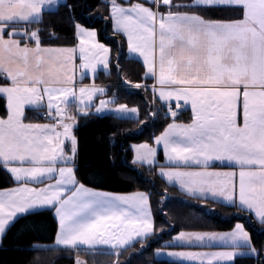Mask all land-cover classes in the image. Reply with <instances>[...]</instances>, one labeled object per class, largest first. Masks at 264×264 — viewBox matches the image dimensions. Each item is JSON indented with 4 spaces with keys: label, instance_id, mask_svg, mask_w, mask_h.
Returning a JSON list of instances; mask_svg holds the SVG:
<instances>
[{
    "label": "snow or ice",
    "instance_id": "obj_1",
    "mask_svg": "<svg viewBox=\"0 0 264 264\" xmlns=\"http://www.w3.org/2000/svg\"><path fill=\"white\" fill-rule=\"evenodd\" d=\"M48 6L69 7L59 0H0V172L17 185L0 191V242L19 216L54 209L56 246L95 252L106 245L118 256L132 241L144 247L155 235L150 195L97 192L80 183L77 117L66 111L75 101L87 115L85 101L104 94L94 85L76 89L77 50L79 68L91 73L98 63L110 69V50L79 24L78 49L42 46L41 30L32 25L43 23ZM107 7L114 33L126 37L129 53L143 59L145 79L155 81L153 102L158 95L173 121L176 109L191 107L190 122L169 123L154 138L167 161L157 175L193 198L238 206L264 224V0H110ZM213 12L232 15L216 18ZM111 103L100 100L96 112ZM26 109L45 113L39 118L48 122H26ZM115 111L137 113L125 105ZM134 153V163L154 165L157 148L145 143ZM205 242H224L233 251L167 255L201 264L259 256L240 223L227 233L181 231L169 246Z\"/></svg>",
    "mask_w": 264,
    "mask_h": 264
},
{
    "label": "trees",
    "instance_id": "obj_2",
    "mask_svg": "<svg viewBox=\"0 0 264 264\" xmlns=\"http://www.w3.org/2000/svg\"><path fill=\"white\" fill-rule=\"evenodd\" d=\"M109 3L110 0H66L64 4L69 7L44 12L43 23H33L32 28L41 30L42 46L69 47L76 44L75 26L79 24L95 30L98 41L109 48V73L99 72L94 83L106 86L105 96L112 98L114 104L135 107L138 117L97 116L91 110L87 115H79L74 110L77 117L74 136L78 141L75 174L80 183L94 190L116 194L148 193L155 235L146 241V246L142 247L137 242L120 250L118 256L101 250H64L53 246L56 222L52 209L17 218L0 242V264H75L78 259L85 264H181L158 259L155 252L175 249L169 244L181 231L227 232L237 223L249 232L259 256L237 257L233 264H264V224H260L248 212L239 210L238 206L205 203L183 194L157 175L156 166L132 163V146L145 143L152 146L154 138L173 119L170 115L166 117L167 108H162L156 96V102H153L152 79H145L143 65L127 57L126 40L114 33L108 18ZM211 15L220 18L232 13L213 12ZM137 83L142 87L135 88ZM144 86H147V91ZM2 106L3 100H0V112L3 111ZM153 112L156 113L154 118ZM190 118V112H183L177 114L175 122L188 123ZM158 159H162L160 153ZM12 186L14 183L0 172V189ZM34 248L46 250L33 251Z\"/></svg>",
    "mask_w": 264,
    "mask_h": 264
},
{
    "label": "crops",
    "instance_id": "obj_3",
    "mask_svg": "<svg viewBox=\"0 0 264 264\" xmlns=\"http://www.w3.org/2000/svg\"><path fill=\"white\" fill-rule=\"evenodd\" d=\"M66 2V0H59V3L60 4H64ZM56 7L55 6H48L44 9V12L46 11H50V10H53L55 9ZM112 23V22H111ZM83 27V26H82ZM85 30H93V29H88V28H85L83 27ZM112 28H113V25H112ZM95 31V30H94ZM96 32V31H95ZM97 34V33H96ZM122 35V34H120ZM123 36V35H122ZM124 37V36H123ZM125 40H126V54H127V57L131 58V59H135L137 61H139L142 65H143V59L141 57H139L138 54H135V53H129L128 51V48H127V39L126 37H124ZM96 40L98 43L100 44H103L101 42L98 41V38L96 36ZM104 45V44H103ZM105 46V45H104ZM45 47V46H44ZM69 47H76L78 49L79 47V39L76 37V44L74 46H69ZM107 47V46H105ZM108 48V47H107ZM76 57L77 59L75 60V66H76V71L74 73V83H75V87L76 89L78 90L79 88L81 87H86V88H91L93 85L98 88V89H103L104 90V94L101 95L99 93H97L96 95H94L93 97V100L91 102H88L87 100L85 101V105L86 106H82L84 107V111L85 112H88L89 110H91L93 112V114L97 115V116H103V115H108L109 113L107 114H97L95 113V109H96V106L98 105V102L100 99H109L110 101H114L112 98H108L105 96V93H106V86H103V85H99V84H95L94 83V79L95 77L98 75L99 72H103L104 74H108L109 73V70H105L103 65L102 64H97L96 66V71L95 73H91V72H87L86 70H82L79 68V52L77 50V53H76ZM97 60H99L101 57L99 54H97L96 56ZM109 59H110V52H109ZM144 67V65H143ZM146 71V70H145ZM147 75V74H146ZM150 79H152V85L155 83L154 79L150 76H148ZM85 80H89L88 82H84ZM0 83H2V80H0ZM151 89H152V86H151ZM157 99L159 100V97L158 95H156ZM76 103L75 101H71L70 104H69V107L66 109V111L68 112L69 115H75L73 113V111L75 110L77 112V114L79 115H84L82 114L81 112H78L77 109H76ZM161 103V102H160ZM173 105L175 106V101L172 102ZM181 105H183V102L181 101L180 102ZM112 108H117L118 106L120 105H117V104H114V103H111L109 104ZM184 107L186 108V111L185 112H190L191 114V107L190 105H184ZM41 113L43 112H40V113H37V112H34L32 111L31 109H26V117H27V120L26 122H38V123H45V122H48V121H45L43 119H40V115ZM112 113V112H111ZM110 115H114V116H117V117H121V118H128V119H136V118H129L127 116H120V114H110ZM129 115V114H127ZM175 122V121H173ZM171 122V123H173ZM176 123H180V124H184L183 122H176ZM76 126V124H75ZM74 134V133H73ZM162 134V133H161ZM160 134V135H161ZM152 147H156L157 148V157L155 159V163L154 165H143V166H156L157 170L156 172L158 173L160 168L161 167H165L167 166V161H166V158L163 154V148L162 146H157L154 144L153 142V145ZM65 148L66 150H69L70 151V148H71V144L70 142H66V145H65ZM159 153L162 155V159L159 160L158 159V155ZM134 150H133V158H134ZM132 158V159H133ZM133 163V161H132ZM135 165H141L139 163H133ZM188 170H195L194 168L193 169H188ZM215 170H223V171H228V170H232L231 168L229 167H225V168H220L219 166H217V168ZM159 176V175H158ZM160 177V176H159ZM161 178V177H160ZM163 179V178H162ZM167 184L169 185H172L174 187H176L180 192H182L183 194L187 195L184 191H182L179 186L177 184H175V182H172V183H169L167 182L165 179H163ZM14 183V182H13ZM237 184H238V177H237ZM42 186V185H40ZM14 187H17V185L14 183V186L10 187V188H7V189H0V191H5V190H10ZM88 188V187H87ZM91 189V188H89ZM93 191H97V192H104V191H99V190H94L92 189ZM106 193H110V192H106ZM134 193H137V192H133V193H126V194H116V193H112V194H115V195H132ZM237 195H238V189H237ZM189 196V195H187ZM191 197V196H189ZM219 203H222L224 204L223 202H219ZM237 205H238V201H237ZM150 210H151V206H150ZM151 213H152V210H151ZM53 215H54V210H53ZM23 216V215H21ZM19 216V217H21ZM153 216V214H152ZM252 216L255 218L254 214H252ZM18 217V218H19ZM256 219V218H255ZM153 220H154V217H153ZM257 220V219H256ZM234 229V228H233ZM232 229V230H233ZM231 230V231H232ZM227 232H230V231H227ZM227 232H215V233H227ZM178 235V234H177ZM175 237V236H174ZM173 237V238H174ZM136 242V240L132 241L129 245H126L124 248L120 249V250H123V249H126L132 245H134ZM53 246L54 247H57V248H62L60 246H56L55 245V238H54V243H53ZM172 247H175V249H170V250H159L160 251V255H157V251L155 252V255H156V258L158 259H164V260H168V261H176V262H179L181 264H201V261L200 260H194V261H187V260H180L179 258H174V257H170L167 255V252L168 251H191L193 253H201V254H212V253H218V252H223V251H233V248L224 243V242H205V244L203 246H200V245H196V246H192V247H187V246H184V247H181V246H172ZM177 247V248H176ZM79 249H88L86 246H79ZM90 250V249H89ZM97 250H101V251H106V252H110V253H113V250L111 248H109L108 246L106 245H99L97 246ZM119 250V251H120ZM235 251L237 252H241V251H246L245 249L243 248H237L235 249ZM237 257H241L240 255H237L233 261H225V260H213L212 264H233L235 259ZM80 260V259H78ZM77 261V260H76ZM76 261H75V264H76ZM82 261V260H81ZM84 263V262H83ZM85 264V263H84ZM204 264H207V260L204 261Z\"/></svg>",
    "mask_w": 264,
    "mask_h": 264
},
{
    "label": "rangeland",
    "instance_id": "obj_4",
    "mask_svg": "<svg viewBox=\"0 0 264 264\" xmlns=\"http://www.w3.org/2000/svg\"><path fill=\"white\" fill-rule=\"evenodd\" d=\"M100 100H105V101H110L109 99H100ZM100 100H99V102H98V105L96 106V107H98L99 106V104H100ZM119 107V106H118ZM117 107V108H118ZM127 107V106H126ZM129 110H131V109H133V108H135V107H127ZM115 109L116 108H112L109 104L106 106V108L103 110V111H101L100 113H97L96 112V109H95V113H97V114H99V115H101V114H107V113H109V114H118L116 111H115ZM136 109V108H135ZM107 112V113H106ZM112 112V113H111ZM88 113V112H87ZM120 114V113H119ZM127 114H129V115H127ZM120 116H127V117H129V118H137L138 117V111H137V113H131V111H129L128 113H126V114H120ZM138 145H141V144H134L133 146H132V153H133V150H134V147L135 146H138ZM135 156V155H134ZM132 161H134V158L132 159ZM134 163V162H133ZM79 261H81V260H79ZM82 262V264H84L83 263V261H81Z\"/></svg>",
    "mask_w": 264,
    "mask_h": 264
},
{
    "label": "built area",
    "instance_id": "obj_5",
    "mask_svg": "<svg viewBox=\"0 0 264 264\" xmlns=\"http://www.w3.org/2000/svg\"><path fill=\"white\" fill-rule=\"evenodd\" d=\"M175 108V107H174ZM185 108H184V106L183 107H180V108H178V109H176V111L177 112H179V111H183ZM45 113H42L41 114V117L44 115Z\"/></svg>",
    "mask_w": 264,
    "mask_h": 264
}]
</instances>
